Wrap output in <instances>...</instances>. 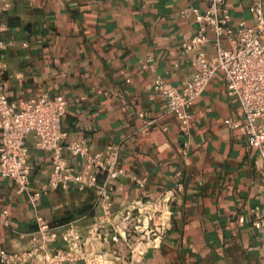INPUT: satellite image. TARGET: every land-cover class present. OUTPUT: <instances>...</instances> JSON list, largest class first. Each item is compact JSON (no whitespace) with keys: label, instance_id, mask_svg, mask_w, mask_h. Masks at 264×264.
I'll return each mask as SVG.
<instances>
[{"label":"crops","instance_id":"0c3cea01","mask_svg":"<svg viewBox=\"0 0 264 264\" xmlns=\"http://www.w3.org/2000/svg\"><path fill=\"white\" fill-rule=\"evenodd\" d=\"M264 0H225L232 24L252 25L251 6ZM206 0H11L0 14V78L10 101L61 94L63 143L84 138L90 152L120 145L122 167L147 177L143 196L131 177L114 180L111 211L169 196V228L160 242L135 247L88 231L102 214L95 191L41 186L52 169V150L27 137L29 191L0 177V249L22 251L36 217L62 228L76 225L89 253L118 248L116 264H264V233L253 226L264 206L263 158L246 137L224 123L240 118L235 98L218 72L192 107L189 137L152 87L160 77L180 87L193 76L185 43L198 26L191 6ZM210 37H214L210 34ZM223 46H227L223 38ZM214 58L212 40L206 47ZM189 139L186 154L185 143ZM79 171L83 160L63 151ZM100 180L104 175L100 174ZM37 194L35 205L32 195ZM55 246H64L61 238Z\"/></svg>","mask_w":264,"mask_h":264},{"label":"built area","instance_id":"2783aa9c","mask_svg":"<svg viewBox=\"0 0 264 264\" xmlns=\"http://www.w3.org/2000/svg\"><path fill=\"white\" fill-rule=\"evenodd\" d=\"M206 2L204 9L191 6L181 11L185 17L192 15L198 24L194 35L184 45V52L189 54L194 69L192 78L178 87L158 77L152 87L162 96L168 112L174 115L179 132L189 137L194 102L216 74L222 72L226 91L238 102L241 114L240 118H226L224 123L237 129L246 137L248 145L260 153L264 185V8L260 1L252 5L250 10L254 23L240 24L235 28L225 0ZM10 7L11 0H0V14ZM2 30L0 25V32ZM210 34L214 37L211 38ZM223 38L227 42L226 47L223 46ZM211 40L216 51L214 58L208 57L206 51ZM6 44L0 40V50ZM1 71L0 66V75ZM67 105L63 95L48 92L19 103L12 102L0 78V177L12 180L18 193L29 191L31 163L26 140L32 135L38 149L52 150V169L41 191L67 188L72 184L79 190L95 191L102 214L89 229L90 236H102L103 230L109 226V240L120 248L135 247L144 241L157 245L170 225L169 196L164 194L157 200L145 197L112 214L110 198L114 180L131 177L144 196L147 177L133 176L122 167L119 144L90 152L84 138L63 143L61 122ZM188 146L189 139L183 154H186ZM63 151L83 160L79 171H75L63 157ZM100 174L104 175L103 180L99 179ZM37 199V194L32 195V204L35 205ZM35 223L37 227L30 233L26 249L13 252L0 249V264H116L118 248L109 253H89L79 228L72 222L59 228L44 218L36 217ZM253 226L264 233V206L259 217L253 220ZM58 238L64 246L54 245ZM262 255L264 258V251Z\"/></svg>","mask_w":264,"mask_h":264}]
</instances>
